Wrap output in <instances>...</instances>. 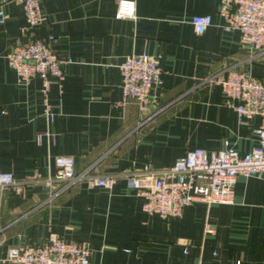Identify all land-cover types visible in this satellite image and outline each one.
Segmentation results:
<instances>
[{
  "label": "crops",
  "instance_id": "0c3cea01",
  "mask_svg": "<svg viewBox=\"0 0 264 264\" xmlns=\"http://www.w3.org/2000/svg\"><path fill=\"white\" fill-rule=\"evenodd\" d=\"M0 170L16 178L44 177L55 157L72 155L76 168L120 173L173 164L187 150L209 154L227 145L244 154L259 141L260 116L247 117L225 103L215 73L235 66L264 77V54L242 45L240 31H227L221 0H136L135 19H117L119 0H40L39 34L54 32L63 56L61 83L44 113L42 78L21 84L8 62L25 25L20 0H0ZM209 14L213 24L195 30L192 18ZM148 51L164 70L158 99L141 113L136 101L120 104L121 63ZM233 200H196L180 217L165 218L143 207L144 198L119 177L112 187L80 181L49 199L40 181L21 190L0 187V264L12 246L42 243L50 233L91 244L92 264H264V172L238 175ZM211 223L214 231L207 232Z\"/></svg>",
  "mask_w": 264,
  "mask_h": 264
},
{
  "label": "built area",
  "instance_id": "2783aa9c",
  "mask_svg": "<svg viewBox=\"0 0 264 264\" xmlns=\"http://www.w3.org/2000/svg\"><path fill=\"white\" fill-rule=\"evenodd\" d=\"M20 2L25 25L20 42L7 54L8 62L21 84L28 85L37 76L42 78L44 113L53 122L56 111L50 101L51 85L61 83L64 65L73 58L58 52L59 37L54 32L38 33L44 22L40 0ZM220 14L225 30L240 31L242 45L253 51L251 58L264 54V0H221ZM115 17L135 19L136 0H119ZM6 19L0 1V24ZM192 24L196 31L203 32L213 24V18L198 14L193 16ZM120 67L122 98L119 103L134 100L141 113L147 112L157 101L156 89L163 82L164 70L159 59L148 51L134 52L125 57ZM207 80L221 84L225 103L240 115L261 117V124L255 129L258 144L243 155L230 145L212 154L196 147L169 166L147 165L142 169L100 174L92 170L94 164L78 170L72 155L61 154L55 157L56 169L44 177L18 179L12 171L0 170V187L19 191L27 183L40 181L51 189L49 199H52L80 181L110 188L119 177H124L129 187L144 198V209L165 218L182 216L185 207L196 200L232 201L238 175L249 177L264 172V77L229 66ZM206 231H214L211 223L206 224ZM91 252L89 241H68L57 233H50L42 243L12 246L8 259L16 264H92ZM240 263L238 260L237 264Z\"/></svg>",
  "mask_w": 264,
  "mask_h": 264
}]
</instances>
